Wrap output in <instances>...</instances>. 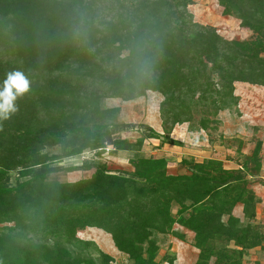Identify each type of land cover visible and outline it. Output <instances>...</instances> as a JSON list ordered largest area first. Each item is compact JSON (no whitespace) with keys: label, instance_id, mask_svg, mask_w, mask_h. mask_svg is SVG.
Returning a JSON list of instances; mask_svg holds the SVG:
<instances>
[{"label":"trees","instance_id":"16d2710c","mask_svg":"<svg viewBox=\"0 0 264 264\" xmlns=\"http://www.w3.org/2000/svg\"><path fill=\"white\" fill-rule=\"evenodd\" d=\"M217 1L250 39L225 40L196 23L191 0H0V225L13 224L0 226V264H110L75 237L84 227L108 233L132 264H159L156 235L175 224L195 233L213 264H239L243 250L264 242L232 216L238 202L246 218L254 216L245 177L256 175L246 173L247 162L240 172L215 159L183 161L191 173L170 176L164 159L137 155L127 177L86 162L96 167L89 179L45 182L54 162L86 148L129 150L127 140L111 139L117 126L103 122L113 111L99 108L101 98L129 101L153 91L163 97L164 134L184 123L214 132L218 114L238 105L236 82L264 87V0ZM200 108L211 112L194 126ZM66 137L82 144L51 159L37 155ZM260 150L257 142L248 158L257 173ZM13 170L28 180L11 187ZM230 241L243 250H229Z\"/></svg>","mask_w":264,"mask_h":264},{"label":"rangeland","instance_id":"374dc122","mask_svg":"<svg viewBox=\"0 0 264 264\" xmlns=\"http://www.w3.org/2000/svg\"><path fill=\"white\" fill-rule=\"evenodd\" d=\"M217 0H191L187 9L193 15L194 21L200 25L214 28L216 33L225 40H248L252 37V33L244 28H241L239 21L236 18L231 17V24H220L218 27L211 26V18L215 19L222 15ZM223 16V15H222ZM228 17V16H225ZM204 23V24H203ZM253 88L248 89V93L241 104V109L244 113L249 115L255 120L264 119V95L259 92L253 91ZM163 97L153 91H148L142 97H138L133 100L124 101L120 98H101L99 101V108L107 111H113L107 113V120L103 122L114 123L117 127L110 128L111 139H125L131 143L129 150H116L111 145H107L103 151L99 150L90 151L88 148L84 149L77 156H70L63 158L60 163L54 162L50 167L52 169L46 175V184L58 183H75L80 180H86L92 177L96 170L93 165H101L106 167L110 174L120 175L127 177V174L132 173L134 168L130 163L132 158L137 155L144 157H152L164 159L166 161L165 172L170 176L184 175L191 173L189 166L183 161L197 162L205 161L210 157L211 159V136L216 137L222 129H226L229 133V128L234 125V121L238 118L235 114V108L231 110H224L218 114L219 123L216 132L211 134V130L192 132L194 134L187 133L189 130V124H181L183 128L182 134L177 136L172 134L175 127L181 125H175L170 134L166 133L165 127H162V119L160 117V104ZM211 112L207 108H200L195 110L192 124H195L202 117V113ZM217 118V117H216ZM248 123L249 121L246 120ZM245 123V121H244ZM243 123V124H244ZM191 124V126H193ZM193 126V127H194ZM169 125H166L168 128ZM179 128V127H178ZM187 130V132H186ZM191 132V131H190ZM202 133L199 136L198 133ZM198 134V135H197ZM235 134L240 135L238 132ZM252 133L250 132L249 135ZM181 135V136H180ZM207 135V136H206ZM81 136V135H80ZM242 136V135H240ZM142 139V144L137 145V141ZM169 139V140H167ZM251 136L244 135L243 140H237L238 142L232 143V149H237L238 155H232L225 152L223 149L219 152H214L217 156H220L223 160L229 161L226 164L227 167H232L234 171H240L244 162H247L248 170L246 173L254 174L256 176L249 177L246 175L247 181L246 190H249L254 197V216L250 219L244 216L243 204L238 202L232 210V216L238 220L239 226L245 228L247 225L262 233L264 223V190H261L262 183L264 181L259 179L260 172L253 171V162L248 161L253 150V141ZM62 139H60V142ZM209 143V146L207 145ZM56 141L48 142L47 145L38 152L40 158L43 156L46 159H51L54 155H61L64 149L70 150L73 147H77L82 144L81 138L74 140L71 137L66 139L58 145H55ZM244 144V145H243ZM250 144V145H248ZM126 147V146H125ZM244 151V152H241ZM261 154V150H260ZM259 154V155H260ZM35 153L26 155V164L30 163V159L35 157ZM260 155V165L264 166V158ZM92 163L91 167H85L84 163ZM224 165V163H222ZM226 169V168H225ZM261 171V169H260ZM8 185L16 187L19 182L27 181L28 178L18 179L17 170L10 171L7 176ZM44 182V183H45ZM32 185H34L32 187ZM27 185L25 191L36 189V184ZM179 206L173 204L171 207L172 215L177 218V211ZM226 217L223 218L225 221ZM12 223H6L0 226H12ZM173 232L170 234H157V256L156 261L159 264H213L215 257H211V252H200V248L196 245L195 233L185 229L178 224L173 226ZM75 237L88 244L85 247L87 252L91 253L94 257L99 259V252L105 254L111 261L110 264H132L126 254L119 252L114 246L111 236L94 227H84L80 229ZM211 246V244H210ZM208 246H205L207 248ZM229 250H243L240 246H236L233 241L228 243ZM253 249V248H252ZM243 250L239 264H259L256 260L257 254L251 250ZM98 250V252H96ZM207 256V257H206Z\"/></svg>","mask_w":264,"mask_h":264},{"label":"crops","instance_id":"0c3cea01","mask_svg":"<svg viewBox=\"0 0 264 264\" xmlns=\"http://www.w3.org/2000/svg\"><path fill=\"white\" fill-rule=\"evenodd\" d=\"M220 10H221V8H220ZM220 12H222V11H220ZM231 23H232L231 17L222 16L221 13L219 14V17H217L215 19L211 18V26H214V27H218V26H220V24L221 25L222 24L228 25ZM234 88H235L234 95L236 97H238V99H239L238 105L234 110L235 114L238 118L234 121V125L231 128H229V133L227 132L226 129H223V130L221 129L219 131L220 133L216 137H213V135L211 136V142H210V144H211L210 145L211 146V159L221 161L222 163H224V165H223L224 168L229 169V170L234 169L232 167H227L226 164H229V161L223 160L220 156H217L216 154H214V152H219V150L223 149L228 154L231 153L232 155H238L237 149H235V150L232 149V143L233 142L240 143V141L244 139V135L252 137L251 140L253 141L252 143H254L252 150L254 149L257 142H261V154L260 155L261 156H262V154L264 155V119L255 120L252 117H251V119H249V115L247 113H244L243 110L241 109V104L244 101L243 97L247 96V93L249 92L248 91L249 88H253L254 89L253 91L259 92L262 95H264V87L249 85L247 83L236 82L234 84ZM219 120H221V119H219ZM246 120L249 122L247 123ZM244 121H245V123H244ZM183 128L184 127L182 125H181V127L180 126L175 127L172 131V134L175 136H177V134H182ZM218 128H219V126H218ZM217 130H215L214 132H216ZM186 132H187V130H186ZM192 132H197V131H191V132L188 131L187 133L194 134ZM235 132H238L242 136H240L238 134L236 135ZM250 132L252 133L251 135H249ZM212 133L213 132H211V134ZM198 134H199V136H202L201 135L202 133L199 132ZM237 140H240V141H237ZM207 145L209 146L208 142H207ZM248 145H250V144H248ZM241 152H244V151H241ZM209 158L210 157H208V159ZM263 158H264V156H263ZM197 162H200V161H197ZM259 179L264 181V166H262V168H261ZM259 185L261 186V190H264V185L262 183H260ZM262 223H264V220H262ZM262 230H263L262 234L264 236V226H263ZM251 251L254 252L255 254H257L256 260H258L259 264H264V242L260 246L253 248Z\"/></svg>","mask_w":264,"mask_h":264}]
</instances>
